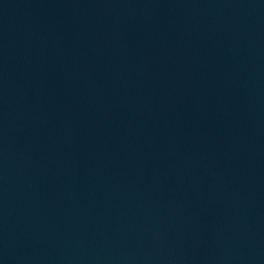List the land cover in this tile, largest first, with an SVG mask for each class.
Instances as JSON below:
<instances>
[{
  "label": "water",
  "instance_id": "1",
  "mask_svg": "<svg viewBox=\"0 0 264 264\" xmlns=\"http://www.w3.org/2000/svg\"><path fill=\"white\" fill-rule=\"evenodd\" d=\"M0 264H264V0H0Z\"/></svg>",
  "mask_w": 264,
  "mask_h": 264
}]
</instances>
